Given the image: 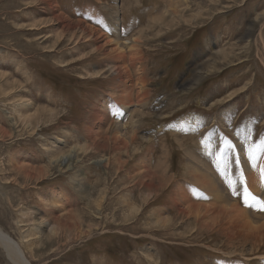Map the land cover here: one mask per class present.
Listing matches in <instances>:
<instances>
[{"label": "rangeland", "instance_id": "obj_1", "mask_svg": "<svg viewBox=\"0 0 264 264\" xmlns=\"http://www.w3.org/2000/svg\"><path fill=\"white\" fill-rule=\"evenodd\" d=\"M263 167L264 0H0V227L32 264H264L179 197L216 204L201 170L261 227Z\"/></svg>", "mask_w": 264, "mask_h": 264}, {"label": "bare ground", "instance_id": "obj_2", "mask_svg": "<svg viewBox=\"0 0 264 264\" xmlns=\"http://www.w3.org/2000/svg\"><path fill=\"white\" fill-rule=\"evenodd\" d=\"M132 4V3H131ZM170 7V6H169ZM172 10H174L173 11V13H175L176 11H177V8L178 7H176V6H174V5H172ZM121 12V11H120ZM136 13V12H135ZM115 15V14H114ZM56 16V15H55ZM59 19V18H58ZM68 20V19H67ZM159 21V20H158ZM162 21V20H161ZM157 22V21H156ZM78 23V22H77ZM158 23V22H157ZM66 24V23H65ZM68 24V23H67ZM66 24V25H67ZM78 25H79V23H78ZM82 25V24H81ZM121 25V24H120ZM68 26H69V24H68ZM70 26H71V24H70ZM78 27H81V26H78ZM75 28V27H74ZM72 29V28H71ZM81 29V28H80ZM83 29H84V27H83ZM94 29V28H93ZM117 29V28H116ZM67 30V29H66ZM69 30V29H68ZM67 30V31H68ZM78 30V29H77ZM63 31V30H62ZM73 31V30H72ZM80 32H82V31H80ZM84 32V33H83ZM82 32V36H84V37H87V36H90V37H93L94 35H96V33H94L93 31H90V32H87L86 31V29L84 30ZM87 33V34H86ZM143 33V32H142ZM99 35V34H98ZM81 36V35H80ZM102 36V35H101ZM73 37H75V38H77V34L76 33H74L73 34ZM96 38V37H95ZM95 38H93V39H95ZM100 38H103V37H100ZM81 40V39H80ZM96 40V39H95ZM140 38H134L132 41H133V44L131 45V46H129V45H127L128 47H129V49H130V52H129V54L130 53H132V51H135L136 49H138V47L140 46ZM98 41H100V40H98ZM60 42V41H59ZM127 42H128V40H127ZM77 43H79V42H77ZM116 43H118V45L119 46H116L115 48H114V51L116 52V57H118V59L119 60H124V58H123V54L125 53L124 51H122L121 49H123L122 48V44H119V40L116 42ZM102 44H106V43H102ZM107 44H109L110 45V42L109 43H107ZM107 44H106V46H107ZM101 47V46H100ZM104 47V46H103ZM112 47V46H111ZM99 49V48H98ZM101 49V48H100ZM105 49V48H104ZM109 49H111V48H109ZM102 50H103V48H102ZM108 52H109V50H107ZM112 55V54H111ZM131 55V54H130ZM109 56V55H108ZM112 57H113V55H112ZM130 58V60L131 61H134L135 59L134 58H131V57H129ZM118 60V61H119ZM115 61V60H114ZM126 69V68H125ZM111 70H112V73H114V74H117V76H121V74L122 73H125V72H123L122 70V67L120 66V65H117L116 64V66H113L112 68H111ZM128 73V72H127ZM125 75V74H124ZM138 78V77H137ZM146 78V77H145ZM120 79V78H119ZM142 80H143V78H142ZM155 91V90H154ZM151 97V96H150ZM52 112V111H51ZM121 126V125H120ZM125 128V127H124ZM119 136V135H118ZM121 136V135H120ZM114 140H115V138H114ZM118 141L120 142V139L118 138ZM115 142V141H114ZM105 143H107L106 141H105ZM110 144V143H109ZM114 144V143H113ZM115 144H116V142H115ZM119 144V143H118ZM107 145V144H106ZM121 145V144H120ZM119 145V146H120ZM96 146V145H95ZM122 146V145H121ZM101 147V146H100ZM108 147V146H107ZM106 147V148H107ZM111 147V146H110ZM109 147V148H110ZM247 147V146H246ZM85 148H88V147H85ZM84 148V149H85ZM89 149V148H88ZM80 150V149H79ZM82 150V149H81ZM86 150V149H85ZM91 150V149H90ZM76 151H77V149L76 150H72V151H70L69 153H65V154H62L58 159H54V160H52L51 161V163H50V165H55V164H64V163H68V165L70 166L71 164H72V162L74 161V158H75V154H76ZM84 152H86V151H84ZM113 157H115V156H113ZM100 159V158H99ZM102 162H103V158L102 159H100V160H98L97 161V163L98 164H101L102 165ZM106 162V161H105ZM117 162V161H116ZM202 162V161H201ZM204 162V161H203ZM65 164V165H66ZM199 164V163H198ZM203 164V163H202ZM206 165H207V163H206ZM205 165V166H206ZM73 166V165H72ZM108 166V165H107ZM197 166V165H196ZM204 166V165H203ZM248 166V165H247ZM42 167V166H41ZM249 168H251L252 170H250L249 171V173H248V175H247V178H248V180H250V183H251V185H253V183L255 182V181H257V179H258V175H256L257 174V172H255V169L256 168H252V167H250V166H248ZM247 167V168H248ZM196 168V167H195ZM204 168V167H203ZM207 168H210V167H207ZM37 169V168H36ZM43 169H45V168H43ZM41 170L40 171V174L42 175V174H45V173H47V170H45L46 172H44V170ZM68 169H69V167H68ZM72 169V168H71ZM34 170H35V168H34ZM196 170H198V169H196ZM210 170V169H209ZM263 170H264V167H263ZM26 172H27V170H26ZM35 172H37V171H35ZM210 172V171H209ZM213 173L215 172L214 170L212 171ZM25 173V172H24ZM203 173V174H202ZM30 174V173H29ZM32 174H33V172H32ZM31 174V175H32ZM36 174H38V173H36ZM35 174V175H36ZM199 175V176H198ZM29 176V175H28ZM44 176V175H43ZM200 176H201V182H202V184H205L206 185V187H207V189L208 188H210V192L211 193H214L215 194V205H213V204H208V205H202L201 203L202 202H199L200 204H199V206L200 207H198L197 208V205L195 204V202L194 203H191V202H189L188 200H190L188 197H187V195H180L179 197H181L182 199H183V202H184V204L186 205V207H184V208H186V210H188V212H195L198 216H201V215H204V214H208L209 216L210 215H212V222H213V220H214V222L216 223V221H220L218 224H220L221 222H223V218L224 217H231L230 219H229V221L230 222H234V224L236 225V226H242V225H244V228L247 230V231H249V232H251L252 233V235H251V237L252 238H256V239H260V238H262V237H264V221L261 223L262 225H261V227H258V226H256V225H258V224H254V223H258V222H256V221H254L253 219H251V216H250V213L248 214L247 212H249V211H247L248 209H246L245 211H247V212H244L243 211V209L239 206V204L238 203H236V202H233V201H228V200H226V199H223V198H221L220 199V192L219 191H221V190H219L217 187H216V185L215 184H217V183H215L214 184V182L213 181H209V180H207V179H204V172H202L201 170H199L198 172H197V174H196V176H195V174L193 175V177H194V179H197L198 181L200 180ZM41 177V176H40ZM206 177V176H205ZM220 177V176H219ZM39 178V177H38ZM84 180V179H83ZM216 181V180H215ZM162 182H164L163 180H160L159 181V184H158V186H156L157 188L159 187H164L163 186V184H162ZM220 182H221V180H220ZM153 183H150V184H148L150 187H153V185H152ZM221 184V183H220ZM222 185V184H221ZM224 185V184H223ZM254 186V185H253ZM218 187H220V186H218ZM264 187V186H263ZM225 188V187H224ZM1 189V188H0ZM226 189V188H225ZM254 189V188H253ZM260 189V183L257 185V183H256V187H255V189H254V191H256V190H259ZM2 190V189H1ZM263 190V189H262ZM259 192V191H258ZM260 192H262V191H260ZM182 193H184V192H182ZM194 193V192H193ZM258 194V193H257ZM220 196V197H219ZM225 197V196H224ZM228 197V196H227ZM181 198H180V200H181ZM232 199V198H231ZM179 199H178V203H177V207L181 204V202L182 201H180ZM188 201V202H187ZM213 202V201H212ZM224 203V206H222V204ZM261 205V204H260ZM262 207V206H261ZM247 213V214H246ZM217 214V215H216ZM253 215H254V213H252ZM215 218V219H214ZM241 223V224H240ZM231 224V223H230ZM260 225V224H259ZM251 238V239H252ZM261 241V240H260ZM0 245H2L3 246V249L5 250V252H6V254H7V256H8V258L10 259V261L12 262V264H32L31 262H30V260L28 259V257H27V255H26V253H25V251H24V249L22 248V246H21V244H19L18 242H16L9 234H7L1 227H0ZM32 250V249H31Z\"/></svg>", "mask_w": 264, "mask_h": 264}, {"label": "snow or ice", "instance_id": "obj_3", "mask_svg": "<svg viewBox=\"0 0 264 264\" xmlns=\"http://www.w3.org/2000/svg\"><path fill=\"white\" fill-rule=\"evenodd\" d=\"M236 162L239 163V160L237 159ZM245 191L247 192V188H245ZM245 203H247V200H245ZM262 210H264V208H262Z\"/></svg>", "mask_w": 264, "mask_h": 264}]
</instances>
